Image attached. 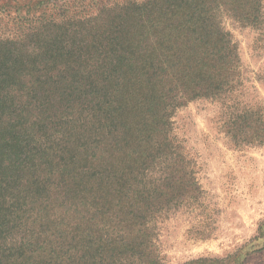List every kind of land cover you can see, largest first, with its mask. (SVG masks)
Listing matches in <instances>:
<instances>
[{
  "label": "trees",
  "instance_id": "1",
  "mask_svg": "<svg viewBox=\"0 0 264 264\" xmlns=\"http://www.w3.org/2000/svg\"><path fill=\"white\" fill-rule=\"evenodd\" d=\"M143 4L120 6V12L130 15H118L112 24L129 30L130 41L139 26L161 34L147 40L140 54L144 60H131L139 55L137 46L116 37L115 48L99 52L114 60L97 65L85 60L77 67L57 68L61 77L81 79L86 102H94L97 92L113 96L114 105L107 109L87 105V110L101 116H94L100 118L93 138L104 144L98 157L81 159L75 154L53 167L52 159L33 154L34 150L28 155L21 141L28 129L1 109L12 104L15 90L35 83V77L40 82V74L56 66L35 61V48L33 61L17 60L12 45L22 43L13 41L7 48L6 41L0 40V117L6 115V123L0 126V264H125L136 253L143 254L152 233L147 210L158 194L147 185L131 184L129 176L136 180L152 172L157 162L167 166L172 161L176 154L168 137L172 111L197 99L219 100L234 92L238 49L231 34L224 31L219 14L224 10L243 26H260L262 0ZM113 16H108L109 26ZM96 17L48 21L33 33L40 36L41 27L47 26L64 28L65 35L72 29L75 41L77 25L93 24ZM41 48L44 56L58 51ZM67 50L69 54L81 52ZM78 91L65 88L53 94L61 99ZM243 116L234 123L233 141L264 145V127L253 126L261 123L262 116L256 120L252 111ZM249 128L254 131L248 133ZM86 138L82 140L88 146ZM175 163L173 174L186 176L188 168L181 154ZM192 185L197 190V184Z\"/></svg>",
  "mask_w": 264,
  "mask_h": 264
},
{
  "label": "rangeland",
  "instance_id": "2",
  "mask_svg": "<svg viewBox=\"0 0 264 264\" xmlns=\"http://www.w3.org/2000/svg\"><path fill=\"white\" fill-rule=\"evenodd\" d=\"M158 1L0 0V40L6 41L7 48L13 41L22 43L12 45L17 60L33 61L35 48V61L56 66L41 73L40 82L35 77V83L15 90L12 104L5 111L1 109L28 129L21 139L28 155L34 150L33 154L52 159L53 167L56 161L75 154L81 159L101 156L104 144L98 143L102 139L93 138L101 116L87 110V105L107 109L114 105L113 96L97 92V99L88 103L81 94L85 91L79 86L84 85L81 79L61 77L57 68L64 64L77 67L85 60L93 65L114 60V56L99 52L115 48L116 37L137 46L139 55L131 60H144L140 54L147 40L161 34L139 26L130 41L129 30H118L112 23L118 15H130L120 12V6ZM262 4L264 13V0ZM219 15L224 31L231 34L238 49L235 90L222 99H197L172 111L168 136L176 152L172 161L167 166L157 162L152 172L136 180L129 176L131 184L147 185L158 197H153L147 210L150 242L143 254L136 253L132 262L125 264H264V145H236L231 136L234 123L247 111H252L256 120L263 118L253 126L264 127V18L262 25L246 27L224 10ZM71 16L97 17L91 20L93 24L77 25L75 41L72 29L65 35L64 28L47 26L41 27L40 36L33 33L40 24ZM108 16H113L110 26ZM42 46L58 51L44 56ZM67 49L81 52L69 54ZM65 88L79 91L55 98L53 93ZM4 116L0 126L6 123ZM252 131L249 128L247 132ZM85 135L88 146L82 140ZM180 154L188 168L186 176L173 174ZM101 221L111 224L107 219Z\"/></svg>",
  "mask_w": 264,
  "mask_h": 264
}]
</instances>
